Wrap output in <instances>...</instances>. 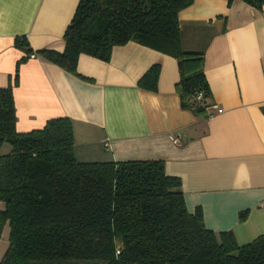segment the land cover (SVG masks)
Segmentation results:
<instances>
[{"label": "crops", "instance_id": "crops-1", "mask_svg": "<svg viewBox=\"0 0 264 264\" xmlns=\"http://www.w3.org/2000/svg\"><path fill=\"white\" fill-rule=\"evenodd\" d=\"M78 1L0 0V87L24 54L15 36L25 35L33 50H63ZM179 24L182 46L204 55L210 118L180 106L174 57L129 40L107 61L81 53L76 72L83 77L39 55L22 62L13 87L16 129L67 116L80 160L162 159L166 173L181 179L188 210L199 206L208 228L245 243L264 233V4L192 0ZM155 62L157 89L138 87ZM8 232L5 224L0 257Z\"/></svg>", "mask_w": 264, "mask_h": 264}, {"label": "trees", "instance_id": "trees-1", "mask_svg": "<svg viewBox=\"0 0 264 264\" xmlns=\"http://www.w3.org/2000/svg\"><path fill=\"white\" fill-rule=\"evenodd\" d=\"M191 2L79 0L61 51L33 50L25 35L15 36L24 54L0 87V234L9 227L0 264H264V233L240 244L232 231L208 228L199 206L188 210L181 179L166 173L162 159L79 160L67 116L16 129L13 87L31 54L78 74L81 53L107 61L129 40L174 57L180 106L207 117L203 52L181 43L179 12ZM159 72L153 63L138 87L155 91Z\"/></svg>", "mask_w": 264, "mask_h": 264}, {"label": "built area", "instance_id": "built-area-1", "mask_svg": "<svg viewBox=\"0 0 264 264\" xmlns=\"http://www.w3.org/2000/svg\"><path fill=\"white\" fill-rule=\"evenodd\" d=\"M30 56H34V54H31ZM199 97H200V94L196 96V98H199ZM212 115H213V112L208 111L207 117L210 118ZM169 137L174 144H177V145L181 144V140L179 136H177L176 134L170 133Z\"/></svg>", "mask_w": 264, "mask_h": 264}, {"label": "rangeland", "instance_id": "rangeland-1", "mask_svg": "<svg viewBox=\"0 0 264 264\" xmlns=\"http://www.w3.org/2000/svg\"><path fill=\"white\" fill-rule=\"evenodd\" d=\"M7 145V147H10L9 146V144H6ZM78 158H79V160H80V158H83V157H80V155H78ZM1 258V257H0Z\"/></svg>", "mask_w": 264, "mask_h": 264}]
</instances>
